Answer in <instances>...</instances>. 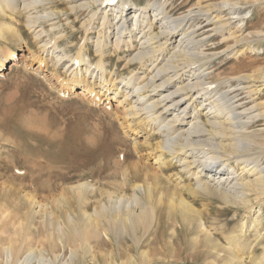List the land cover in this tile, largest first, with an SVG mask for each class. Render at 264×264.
Segmentation results:
<instances>
[{"label":"bare ground","instance_id":"obj_1","mask_svg":"<svg viewBox=\"0 0 264 264\" xmlns=\"http://www.w3.org/2000/svg\"><path fill=\"white\" fill-rule=\"evenodd\" d=\"M45 2L49 1L0 0V40L5 41L7 35H10L25 44L20 31L13 30L3 21V18L22 12L26 15L27 29L32 32L35 40L40 39L46 31L41 24L50 23L58 18V13L51 7L44 8L42 15L38 14V9L44 7L43 3ZM104 4L106 6H103ZM93 5H96V10L83 26L87 32L86 39L90 24L100 27L94 43L96 56L89 57L90 54L85 49V40L82 41L77 51L69 55L72 49L67 47L69 42L63 40L60 32H55L52 37L42 43L39 40V48L43 54L53 59L55 61L53 63L58 64L63 73L68 74L69 78L71 77L65 81L63 79L62 85L66 90L64 95H70L77 90V87L84 86L88 79L92 81L93 85L99 87L97 92H94L93 89V95L99 97V93L103 91L107 93L116 80V78L110 77L112 70L109 71V65L113 58L106 57L108 45H111L113 52L116 53L123 50L131 51L125 59L124 67L127 70H133H130L129 74L121 80L122 87L120 89L116 87L114 95L122 94V103L124 106L126 105L124 112L136 117L139 115L140 121L146 123V128H149L152 135H155L156 139L159 138L156 144V147L161 151L159 156L167 153L173 157L182 168L183 173L188 175V181L194 182V186L182 185L178 190L179 184L177 183L175 189L169 193L161 188L159 196L155 200L154 191L158 187L159 181L157 178L150 180L148 175H145L146 185H132L133 193L128 197L125 196L127 183L132 176L136 179L132 169L127 168L120 174L122 176L120 183L109 181L108 177H103L100 180L99 175L96 176L94 171L86 175L78 174L79 178L89 181L71 183L67 188H62L56 197H52L51 206L47 203L33 201V206L38 208L35 213L39 215L42 212L45 215H43L44 218L48 219L47 226L43 225L49 227V230L45 228L46 236L40 243L42 247L28 246L24 250L25 242L29 239L27 233L30 222L28 226L17 223L18 231L17 226L14 225L16 230L13 236L6 237L0 247V255L6 259L5 264H26L30 258H39L41 262L46 260L50 264H54L53 259L47 260L44 246H48V250L54 258L53 261L55 259L57 261L59 257L54 253L56 247L60 245L63 248L65 245L69 246V243L74 253L73 256H77L76 259L72 257L73 260L70 264H148L151 261L149 248L142 249L136 256L131 251H123L122 254L119 252L120 255H117L114 249L105 253L100 249L101 239L104 235L105 241H111L109 244H112L113 238L111 237L119 238L129 235L137 248H144L143 237L154 225L157 226L160 223L156 206L165 204V200L169 207L168 212L173 216V221H177V215H179L188 232L196 224L192 234L189 233L192 237L188 240L187 245L189 250L197 255H199V250L203 249L204 253L201 254L206 256L204 258H213L208 264H214L216 260L219 264H264V243L262 242L264 236L259 233L260 228L264 230L262 209L264 171L261 167L264 143L260 142V137L263 136L260 132L254 134L248 132V124L251 123L248 122L249 119H254L256 124H261L264 121V101L260 99L261 92L264 90V67L248 68L249 71L241 69L236 75L227 76L226 87H222L221 83L224 80L214 84L213 80L216 78L208 79L207 75L211 74L212 70L206 72L207 69H210L206 66L212 63L213 57L205 56L202 54L203 52H199V47L202 46H199V43L194 39V33L206 26H202L197 31L190 27L185 29L186 19L194 17L190 15L192 11L185 16L172 18L165 4L158 6L131 5L129 0H92L91 2L85 0L80 1L78 6L71 9H87ZM200 5L201 3H199ZM99 9L98 16H101L95 18ZM132 9L134 11L130 17ZM8 13L10 14L8 15ZM197 13H199L198 16H204L211 20L214 25L213 31H220L219 33H222V29L228 31L230 37L220 34L224 41L234 36L232 28L228 25L236 21H239L240 24L248 18L241 15L240 8L226 3L208 5L199 9ZM49 25L50 31H56V28L60 26L56 22ZM156 25L162 30L161 32L154 33ZM111 26L115 27L113 30L115 32H110L114 36L113 41H109ZM39 27L41 28L37 29ZM243 28L242 25L238 27L240 31ZM178 37L177 44L173 46ZM234 38L233 46L228 45L222 52H227L232 46L233 49L228 54L232 55V59L237 60L248 52H256L258 44L264 37L259 33V39L256 40L249 35L234 36ZM134 40L137 41L135 46L133 45ZM169 45L172 47L169 48ZM61 47L63 50L59 51ZM8 54L12 60L17 57L15 50H10ZM39 61L41 62L42 58ZM0 64V67L3 68L2 59H0ZM137 70H142L143 74L137 76ZM180 72H182L181 75L187 73L188 79L186 82L175 84V81H180L179 77H182ZM170 73L172 75H169ZM0 76H3L1 71ZM91 88V85L86 87V92L91 93ZM225 89L226 91H224ZM243 93H246L249 99L257 96L252 99L255 102L251 105V108H255L252 112L248 113V109H243L239 113V111L237 112L239 109L233 106L235 103L242 102L244 98L240 95ZM233 94L235 96L231 97ZM197 99H200V102L195 104L194 101ZM191 102L192 113L189 114L190 110L187 111V108ZM184 105L185 107H183ZM251 113H255L252 118L250 117ZM142 115L144 116L142 117ZM242 115L243 117L250 115L247 119L248 123L245 120L242 121L244 119ZM204 116L207 118V122L203 121L202 117ZM186 117L189 119L188 122L185 121ZM219 118L223 121H217ZM257 118L262 120H256ZM207 124L211 126L210 129L207 128ZM217 161L220 164L211 167V164ZM69 164L73 166V162ZM232 164L238 169L235 170ZM238 171L241 173L238 174ZM220 172L224 173L220 174ZM218 174L220 175L216 177ZM241 174L244 176L240 177ZM43 176H46L45 179L51 183L52 179H57L59 175H54L53 172L51 174L44 172ZM94 176L97 177L96 185L91 183ZM60 179H63V176ZM45 187L49 190L53 186L45 184ZM164 193H166V198H164ZM250 195H254V199H251ZM201 199L209 200L208 202L217 201L220 207L241 208L249 213L248 225L255 232L252 241H248L245 237L246 223L243 222L239 227L236 226L239 228L238 231L233 228L234 231L228 232L227 237L223 234L226 245L220 243L213 236L212 231L207 230L210 227L206 226V220L202 219L201 212L195 207L196 202ZM253 200H256L258 205L257 211L253 210L251 204ZM57 209L61 211L60 214L56 213ZM160 219L162 220V218ZM221 230L224 233V230ZM140 233L143 235L140 236ZM171 233L173 236L176 231L172 229ZM116 243L119 245L117 240ZM168 245H173L172 238ZM257 246H261V248H257ZM119 249L121 248L119 247ZM174 250L171 249L172 256L173 253H176Z\"/></svg>","mask_w":264,"mask_h":264},{"label":"rangeland","instance_id":"obj_2","mask_svg":"<svg viewBox=\"0 0 264 264\" xmlns=\"http://www.w3.org/2000/svg\"><path fill=\"white\" fill-rule=\"evenodd\" d=\"M48 1L43 3L44 7H40L38 9L39 13H37L43 14L44 8L51 7L58 13V18L50 23L41 24L46 31L38 40H35L32 32L27 29L24 12L3 18L4 23L10 28L20 31L25 44L10 35H7L5 41L0 40V59L4 63V67H0L3 75L0 76V247L6 237L11 238L15 230L17 229L18 231L17 223H23L28 226L30 222L27 233L29 239L25 242L24 250L28 246L41 248L42 244L40 243L46 236L45 228L49 230V227L43 226L44 224L47 226L48 219L44 218L45 215L42 212L39 215L35 213L38 208L33 206V201L47 203L51 206L52 197H56L62 188H67L71 183L87 180L79 178L81 173L86 175L94 171L96 176L99 175L100 180L103 177H108L109 181L120 183L122 182L120 174L127 168L132 169L136 179L130 176L131 180L125 188L126 197L133 193L132 185L147 184L145 175H148L150 180L157 178V181H159L158 187L154 191L155 200L158 198L161 188L169 193L175 189L177 183L179 184L178 190L182 185L194 186V182L188 181V175L183 173L182 168L173 157L167 153H163L161 157L159 156L161 151L156 147L159 138L156 139V136L152 135L149 128H146V123L140 121L139 115L136 117L124 112L126 105L124 106V103H122V94L114 95L115 88L119 87L120 89L122 87L121 80L129 74L130 70H133H127L124 67L125 59L130 55L131 51L125 52L123 50L120 53H116L113 52L111 45H108L106 57L110 56L113 58L112 63L109 65V71L112 70L110 77L112 79L116 78V80L107 93L103 91L99 93V97L93 95L95 91H99V87L98 85H93L92 81L88 79L86 81L87 84L80 86V88L77 87V90L70 95H64L66 90L62 83L71 77L69 78L68 74L65 75L59 65L53 63L55 62L53 59L43 54L39 48L40 42L42 43L47 38L52 37L55 32H60L63 40L69 42L67 47L72 49L69 55L77 51L82 41L85 40V49L89 52V57L92 58L93 55L96 56L94 43L100 27L99 25L91 26L90 24L88 26L89 34L86 39L87 32H85L83 24L96 10V5L87 9L76 8V10H72V7L78 6L80 1L85 0ZM87 1L91 2L92 0ZM129 2L131 5L142 6L165 4L172 18L181 15L185 16L192 11L190 15L194 17L186 19L184 23L186 24L185 29L190 27L191 29L193 28L192 30L197 31L202 26H206L194 33V39L199 43V46H202L199 47V52H203L202 54L205 56L213 57L212 63L206 66V68L210 67L206 72L212 70V73L207 75V77L212 80L216 78L213 80L214 84L224 80L221 86L226 87L227 76L236 75L241 69L249 71L247 70L248 68L257 69L264 67V38L258 44L256 52H248L237 60L232 59V55L228 54L233 49L234 36L243 37L249 35L256 40L259 39L258 34L260 33L264 37V0H129ZM199 3H201L200 6ZM223 3L240 8L241 15L248 17L240 24L239 21L235 20L236 22L233 21L235 23L228 25L232 28L234 36L228 38L227 41H224L223 38V36H229L226 29H222V33L213 31L214 25H212L211 20L206 19L204 16H198L199 13H197L199 9L208 5H222ZM133 11L132 9L129 14L130 17H132ZM98 13H100V9L97 11L95 18H100L101 15L98 16ZM149 15H151V12H149ZM54 22L60 26L56 28V31H50L48 29L49 24ZM95 22L100 23L96 20ZM241 25L244 27L242 31L238 29ZM113 30H115V27L111 26L109 41L114 40L113 34H110ZM161 31L156 25L154 33ZM220 34H223V36ZM214 35L215 37H212ZM178 39L179 37L175 39L173 46L177 44ZM39 40L41 41L39 42ZM161 41L163 42L164 40ZM136 44L137 41L133 45L135 46ZM228 45H232L231 48L227 52H222ZM170 47L172 45H169ZM59 49V51H62L63 47ZM10 50H15L17 54V57L13 60L9 58L8 53ZM40 58H42L41 62L39 61ZM206 68L204 67V69ZM137 73V76H141L143 71L137 70ZM172 73L169 75H172ZM181 74L182 72H180ZM187 75V73L181 75L182 77H179L180 81H175V84H180L182 81L186 82L188 79ZM88 84L92 87L91 93L86 92V87H89ZM74 85L76 86V84ZM234 96L235 94L231 95V97ZM240 96L244 99L242 102L233 104L234 108H238L237 112L239 111V113L243 109H248V113L252 112L255 109L251 108V105L255 103L252 99L257 96L250 99L246 93ZM261 97L260 99L264 101V90L261 92ZM194 102L198 104L200 99ZM191 104L192 102L187 108V111L190 110L189 114L192 113ZM250 115L252 118L255 113ZM249 116L243 117L242 115L244 118L242 121L245 120L247 122ZM186 118L185 121L188 122L189 119L188 117ZM202 118L204 122H207L205 116ZM256 120L262 119L257 118ZM217 121L222 122L223 119L219 118ZM254 121V119H249L248 122L251 123L248 124V132L253 134L260 132L263 135L260 137V142L264 143V121L261 122L262 125L256 124ZM209 127L211 126L207 124V128ZM69 161L73 162V166L71 164L68 165ZM261 163H263L261 167H263L264 171V155ZM219 164L218 161L214 162L211 167H216ZM233 168L235 170L238 169L235 165ZM44 172H48V174L53 172L54 175L59 176L57 179L53 178L51 183H49L45 179L46 176H43ZM223 173L220 172V174ZM237 173L241 172L238 171ZM60 174H62L63 179H60ZM108 174L110 176H107ZM242 174L240 177L244 176ZM96 176L91 180V183L95 185ZM45 184L46 186L51 184L53 187L48 190ZM183 190L185 189L183 188ZM165 195L166 193H164V198H166ZM250 198L254 199V195H250ZM208 201L198 200L195 207L201 212L202 219L206 220V226L210 227L207 230L209 232L212 231L213 236L220 243L226 245L225 237L229 235L230 231H234L233 228L238 231L239 228H236V226L239 227L243 222L246 223L244 227L245 237L248 241H252V236L255 232L248 225L249 213L241 208H224V206L220 207L217 201ZM251 204L253 210L257 211L256 200H253ZM262 209L264 214V202ZM58 210H56V213L58 214L59 212L60 214L61 211ZM168 210L169 207L166 205V200L165 204L156 206V212L162 220L159 218L160 223L157 226L154 225L155 227L153 226L143 237L142 240L146 248H137L129 235H123L119 238L111 237L113 238L112 244H109L111 241H105L106 239L103 235L100 249L105 253L114 249L117 255H120L119 252L122 254L123 251H131L136 256L139 255L142 249L147 250L149 248L151 261L148 264H208L211 261L210 259L213 260V258H204L206 256L201 254L204 253L203 249L199 250V255H197L188 248L187 243L192 237L190 234H192L196 224L188 232L179 215H177V221H173V216L169 214ZM14 225L17 226L16 229ZM172 229L176 231L173 236H171ZM221 229L224 230V233ZM259 230V233L264 236V230H261V228ZM142 235L140 233V236ZM171 238L173 245L169 246L168 242L171 241ZM116 240L119 245H117ZM262 242L264 243V239ZM71 248L70 243L69 246L65 245L63 248L60 245L56 247L54 253L59 258H57V261L56 259L53 261L54 258L48 250V246H44L47 252V260L53 259L52 262L54 264H70L73 260L72 257L75 256H73L74 253ZM257 248H261V246H257ZM171 249L176 251L173 256L171 255ZM76 258L77 256L74 257V259ZM5 260V257L0 255V264H5ZM47 262L46 260L41 262L39 258H30L26 264H50ZM214 264H219L218 260Z\"/></svg>","mask_w":264,"mask_h":264}]
</instances>
